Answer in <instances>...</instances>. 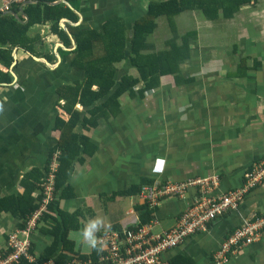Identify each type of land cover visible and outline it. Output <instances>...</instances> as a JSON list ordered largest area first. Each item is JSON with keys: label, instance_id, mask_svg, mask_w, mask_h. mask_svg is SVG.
Here are the masks:
<instances>
[{"label": "crops", "instance_id": "0c3cea01", "mask_svg": "<svg viewBox=\"0 0 264 264\" xmlns=\"http://www.w3.org/2000/svg\"><path fill=\"white\" fill-rule=\"evenodd\" d=\"M66 1L62 3L78 16L76 21L60 19L59 26L69 38L66 43L52 31L51 21L35 23L30 35L41 36L40 54L14 47L10 66L1 65L9 71L10 79L0 82V200L22 195L28 182H34L35 173L24 181L27 174L34 170L45 173L59 134L54 127L61 114L57 88L84 76L82 68L72 65L76 42L68 26L100 30L106 20L119 17L130 37L134 22L152 0ZM3 2L0 0V6ZM15 3L19 5L16 11L10 8L11 14L27 22L26 0ZM160 18L148 35L145 51L165 49L174 36L180 42L181 36L190 32L189 57L179 62L176 73L161 75L157 85L141 93L142 81L134 93L120 95L118 108L102 111L94 126L87 128L78 122L74 128L85 134L88 142L73 160L67 188L57 191V209L51 213L61 221L62 231V213L76 217L72 224L79 226L68 231V239L78 253L92 251L81 235L90 221L99 218L102 222L94 233L97 243L105 229L140 222L138 206L144 201L139 192L120 195L119 191L143 182L216 176L214 192H224L242 186L252 164L264 158V0L243 3L232 17L213 20L199 10H187L173 20L166 17L168 28L164 30ZM123 64L117 63L118 76L128 70ZM129 72L135 74L130 67ZM76 107L82 116L88 115L87 108ZM39 196L36 187L28 202L30 197L37 202ZM197 196V189L191 187L182 197L164 198L154 209L157 222L152 231L172 228ZM252 215L264 217V180L249 191L237 209L216 217L206 230L189 235L163 257L170 264L176 256L191 259L187 264H217L215 251ZM20 222L12 210L0 208V251ZM52 224L53 219H42L32 231L31 253L35 257L54 258L62 250L69 253L62 249V242L51 251ZM221 264H264V234L238 247Z\"/></svg>", "mask_w": 264, "mask_h": 264}, {"label": "trees", "instance_id": "16d2710c", "mask_svg": "<svg viewBox=\"0 0 264 264\" xmlns=\"http://www.w3.org/2000/svg\"><path fill=\"white\" fill-rule=\"evenodd\" d=\"M68 1L74 2V0ZM250 1L152 0L149 2L145 14L134 22L130 37L125 22L119 17L106 20L100 30L81 29L78 25L68 26L76 42L75 57L72 60V65L82 68L84 76L73 84H63L57 88L60 101L58 110L61 114L57 116L54 127L59 134L56 144L51 149L45 169V173H47L51 156L55 151H59V164L54 186L55 198L48 204L47 210L42 216L44 221L47 219L54 220V224L50 225L51 228L49 229L54 236L51 251L55 250L54 245L62 242V249H66L69 252L62 250V252L54 256L57 264H66L73 257H81L83 259L90 257L94 263H97L101 250L100 244L97 243L89 254L74 251L73 242L68 239V231L72 228H78L79 224H72L73 219L75 221L76 217H67L62 213L65 224L62 231L61 221H58L51 213L57 209V191L63 186L67 188L68 171L73 160L88 142L85 134L74 131V128L79 124L78 122L87 128L94 126L102 111L110 110L111 107L112 109L118 108V97L120 95L126 92L134 93L136 86L142 81L144 86L140 90L141 93L145 89L157 85L161 75L176 73L179 68V62L189 57L190 32L183 34L181 39H179L180 42L174 36L172 40L168 41L169 45L165 49L153 52L145 51L149 45L147 42L148 35L155 29L157 17L166 16L168 19L173 20L175 15L193 9L201 11L204 17L211 20L220 16L232 17L241 4ZM18 5L19 3L12 4L10 8L16 11ZM24 10L29 15V20L25 23L19 21L11 13L0 12V44L4 45V47L0 46V61H2V63L0 62V82L10 79L9 71H4L1 65L6 68L10 66L13 60L11 52L14 47L30 51L36 55L40 54L38 49L42 48L41 36L38 34L30 35V29L35 23L43 24L51 21L52 31L56 32L66 43L69 38L66 31L59 26L60 19L67 17L72 21H76L78 18L73 9L62 2H55V0H32L25 3ZM127 49L129 52H127ZM45 55L49 58L48 54ZM120 61H124L123 66L125 69L128 68L129 70V67L134 69L135 74L128 73L127 70L124 74L118 76L117 63ZM98 101L99 103H96ZM77 104L87 108L88 115L82 116V111L76 107ZM63 114L68 115V118L61 116ZM45 173L34 170L27 174L24 181L31 180L34 177V182L31 181V185L28 182L26 191L22 195L5 197L0 200V208L10 209L21 218L19 228L25 227L26 216L38 206V201L34 202L33 198L30 197L28 202V197L30 192L37 187L40 189L38 200L40 199ZM143 183L132 185L128 189L119 191L118 194H136L141 190ZM138 210L140 211L139 224L148 221L154 216L153 210L145 202L143 205L138 206ZM99 234L101 235L102 232ZM2 253L3 250L0 251V254ZM49 257L51 256L49 255ZM176 257L170 260L171 264H180L181 262L187 264L185 261H191L187 257ZM18 264L29 263L25 259H21Z\"/></svg>", "mask_w": 264, "mask_h": 264}, {"label": "built area", "instance_id": "2783aa9c", "mask_svg": "<svg viewBox=\"0 0 264 264\" xmlns=\"http://www.w3.org/2000/svg\"><path fill=\"white\" fill-rule=\"evenodd\" d=\"M25 0H4L0 12L10 10L13 2ZM59 151L51 156L49 171L44 175L41 197L38 206L26 216L23 228L11 231L6 246L0 254V264H18L25 259L29 264H57L53 257H35L31 251L30 235L39 225L48 204L55 198V177L58 169ZM264 180V158L255 161L245 174L243 185L224 192H214L216 176L188 179L186 181H153L144 184L139 191L143 201L154 209L169 196L182 197L188 188L195 187L198 196L187 206L177 223L169 229L153 232L157 219L152 216L148 221L127 228L106 229L99 235L101 246L97 263L90 257L83 259L73 257L66 264H170L163 254L182 243V241L199 231L207 229L216 217L235 210L245 196ZM264 234V217L252 215L244 219L214 253L217 264L226 262L231 253L242 245L250 244Z\"/></svg>", "mask_w": 264, "mask_h": 264}, {"label": "clouds", "instance_id": "9594fccd", "mask_svg": "<svg viewBox=\"0 0 264 264\" xmlns=\"http://www.w3.org/2000/svg\"><path fill=\"white\" fill-rule=\"evenodd\" d=\"M101 220L99 218L90 221L81 231L83 240L87 245L95 247L97 243V238L95 236V231L101 225Z\"/></svg>", "mask_w": 264, "mask_h": 264}, {"label": "water", "instance_id": "95a60500", "mask_svg": "<svg viewBox=\"0 0 264 264\" xmlns=\"http://www.w3.org/2000/svg\"><path fill=\"white\" fill-rule=\"evenodd\" d=\"M30 1H32V0H26V2H30ZM55 2H64V3H67V1L66 0H56ZM13 13L12 11H10V10H8V11H6V13ZM62 20H64V21H66V19H62ZM64 21H62V23L64 24ZM37 58V57H36ZM44 62H46V63H48L49 64V62L46 60V58H43L42 59Z\"/></svg>", "mask_w": 264, "mask_h": 264}, {"label": "rangeland", "instance_id": "374dc122", "mask_svg": "<svg viewBox=\"0 0 264 264\" xmlns=\"http://www.w3.org/2000/svg\"><path fill=\"white\" fill-rule=\"evenodd\" d=\"M161 21L163 22V25H162V30L164 29H167L168 28V24L167 22L165 21L167 18L165 16H161Z\"/></svg>", "mask_w": 264, "mask_h": 264}]
</instances>
